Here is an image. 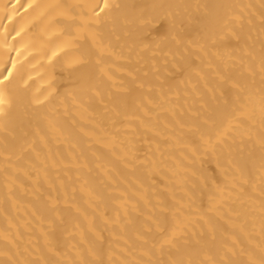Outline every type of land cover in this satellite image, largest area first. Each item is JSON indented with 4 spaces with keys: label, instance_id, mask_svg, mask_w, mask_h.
<instances>
[{
    "label": "bare ground",
    "instance_id": "6f19581e",
    "mask_svg": "<svg viewBox=\"0 0 264 264\" xmlns=\"http://www.w3.org/2000/svg\"><path fill=\"white\" fill-rule=\"evenodd\" d=\"M0 264H264V0H0Z\"/></svg>",
    "mask_w": 264,
    "mask_h": 264
}]
</instances>
